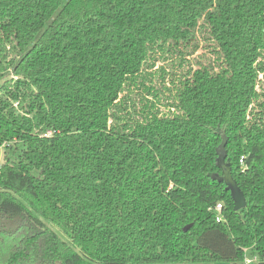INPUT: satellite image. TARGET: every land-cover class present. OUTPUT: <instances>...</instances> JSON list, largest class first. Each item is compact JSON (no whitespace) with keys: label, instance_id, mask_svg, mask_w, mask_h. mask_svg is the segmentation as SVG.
Masks as SVG:
<instances>
[{"label":"trees","instance_id":"1","mask_svg":"<svg viewBox=\"0 0 264 264\" xmlns=\"http://www.w3.org/2000/svg\"><path fill=\"white\" fill-rule=\"evenodd\" d=\"M0 148V264H264V0H0Z\"/></svg>","mask_w":264,"mask_h":264},{"label":"rangeland","instance_id":"2","mask_svg":"<svg viewBox=\"0 0 264 264\" xmlns=\"http://www.w3.org/2000/svg\"><path fill=\"white\" fill-rule=\"evenodd\" d=\"M194 41H196V40H195V39H191V40L189 41V43H188V44L190 45L189 48H193L192 46H193V42H194ZM181 46H183L182 43H181ZM200 54H206L208 57L213 56L212 53H211L210 51H206L205 45L202 44V43L199 44V47L197 48V52L194 54V56H198V55H200ZM172 57L174 58V60H176L178 56H172ZM212 58H213V57H212ZM189 59H190V61H192V59H193V55L190 56ZM159 64H160V63H159ZM199 72H202V74H203V71H202V69H200L199 65H196V64L193 62V73H192V75H190V78H189V84H190L191 82H197L198 80H200V76L203 77V75H202V74L200 75ZM216 74H217V76H219V70L216 71ZM217 76H216V77H217ZM212 81H215V78H212ZM199 88H200V90H199L200 98H203V99H202V106L205 107V108H207V106L209 105V102H208L207 99L204 98V94L206 93V89H205V84H204V82L199 81ZM220 88H221V87H220ZM221 90H222V89H221ZM192 92H193V91H192ZM209 95H210V96H213V98H215V97L221 95L220 90H219L218 88H215V87L213 86V82H211V88H210V90H209ZM3 160H4V148H0V163H2ZM51 228H52V227H51ZM55 231H56V230H55ZM56 232H57V231H56ZM247 261H248V260H247ZM53 262H54L53 264H59L58 259L54 260ZM247 264H260V263H259L258 260H255V261L252 260V261H250V262H247Z\"/></svg>","mask_w":264,"mask_h":264},{"label":"water","instance_id":"3","mask_svg":"<svg viewBox=\"0 0 264 264\" xmlns=\"http://www.w3.org/2000/svg\"><path fill=\"white\" fill-rule=\"evenodd\" d=\"M221 161L224 162V158H221ZM223 168H224V176H223V181L226 185V189L230 191L231 197L234 201V209L236 211L246 207L247 205V200L244 192L242 189L239 187L237 184L236 180L233 178L232 173L228 167V165L223 163ZM189 229L188 226L184 228L185 231Z\"/></svg>","mask_w":264,"mask_h":264},{"label":"built area","instance_id":"4","mask_svg":"<svg viewBox=\"0 0 264 264\" xmlns=\"http://www.w3.org/2000/svg\"><path fill=\"white\" fill-rule=\"evenodd\" d=\"M221 209H222V205L221 204H218L217 207H216V210L220 212ZM221 219H222L221 216H219L218 217V221H220Z\"/></svg>","mask_w":264,"mask_h":264},{"label":"crops","instance_id":"5","mask_svg":"<svg viewBox=\"0 0 264 264\" xmlns=\"http://www.w3.org/2000/svg\"><path fill=\"white\" fill-rule=\"evenodd\" d=\"M248 261H246V264H247V262H250V261H255V260H257L256 258H251V259H247Z\"/></svg>","mask_w":264,"mask_h":264}]
</instances>
